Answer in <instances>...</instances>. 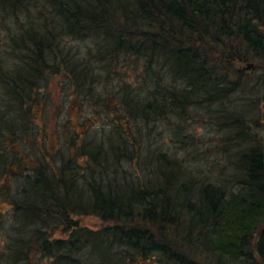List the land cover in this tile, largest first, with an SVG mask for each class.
I'll list each match as a JSON object with an SVG mask.
<instances>
[{"label": "trees", "instance_id": "obj_1", "mask_svg": "<svg viewBox=\"0 0 264 264\" xmlns=\"http://www.w3.org/2000/svg\"><path fill=\"white\" fill-rule=\"evenodd\" d=\"M55 78L109 124L90 141L63 129L59 157L37 122ZM250 80L264 87V0H0V264H264V95ZM198 111L232 149L228 173L143 147L141 127L170 119L190 145Z\"/></svg>", "mask_w": 264, "mask_h": 264}, {"label": "rangeland", "instance_id": "obj_2", "mask_svg": "<svg viewBox=\"0 0 264 264\" xmlns=\"http://www.w3.org/2000/svg\"><path fill=\"white\" fill-rule=\"evenodd\" d=\"M70 45L78 46L80 52L83 54L85 53L84 46L80 42L71 40ZM247 64L240 65V67H245ZM250 70L254 72L252 74L255 76L260 73L255 67L249 68L245 70V72L250 73ZM129 71L130 76L126 79L133 83H138L139 79L136 77L135 72L132 70ZM61 81L62 80L58 78L51 81V85H49L45 92L46 97L45 95L43 96L46 101L43 106L37 109L39 115L37 120L38 126L42 128L45 127L47 133L50 132L49 134L55 137L54 141H50V143H47L44 140L46 150L51 152V154L53 153L52 156L54 157H59V139L63 142L61 138L63 129L68 131L69 128L72 127L74 132L76 131L79 135L86 132L87 141L100 139V137L106 135V132L109 130L108 122L102 120V117L98 116L96 113L98 107L95 105L87 106L86 103L81 104L80 100L72 98V93L68 90L64 91L63 85H61V88H58ZM119 83V78L114 77L113 80L108 83V89L116 91ZM249 84L256 87V95H264V87H258L257 84L251 80L249 81ZM248 89L249 88H247V90ZM96 92L103 93L102 87L97 86ZM249 93H246V95L255 98L253 95L254 90L249 89ZM229 99L232 101V105H235L238 102L241 103V99H243L242 92L234 93ZM261 104L264 111V103L262 102ZM201 113L202 111L193 113V119L191 121L194 124L190 129L194 139L191 141L190 145H181L178 143L175 135L176 126L173 125V121L171 122L170 119L167 121H159L152 126L141 127V129H143L141 134L144 136L143 147L148 144L150 147L152 144L151 148L171 153V155H174L175 157H189L191 160L194 157L195 159L192 160L191 163L193 161L196 162L200 168L207 170L206 172H211L212 176H218L220 172L223 174L226 172L228 173V171H230L228 170L229 164L228 159L225 161V157L231 154L232 149L229 150V152H222L219 146L222 137L221 131H219L214 125H210L204 121L195 120L199 119ZM81 121H83L82 123H84V125H79ZM186 130H189V128L186 127L184 131L182 130V136L186 134ZM188 133H190V130ZM257 133L259 135H264V128H259ZM231 157H233V155ZM82 223L91 227L99 225L98 222L92 218H84ZM10 229L11 221L7 219V215H0V253L6 249L7 241H9L8 234L10 233Z\"/></svg>", "mask_w": 264, "mask_h": 264}, {"label": "water", "instance_id": "obj_3", "mask_svg": "<svg viewBox=\"0 0 264 264\" xmlns=\"http://www.w3.org/2000/svg\"><path fill=\"white\" fill-rule=\"evenodd\" d=\"M252 67H253V64H251V63L249 64V63H248V64H247L245 67H243V68H245V69L247 70V69L252 68ZM241 68H242V67H239V69H241Z\"/></svg>", "mask_w": 264, "mask_h": 264}]
</instances>
